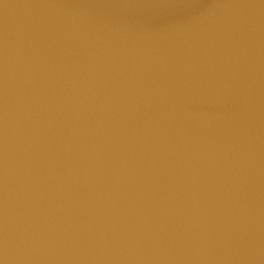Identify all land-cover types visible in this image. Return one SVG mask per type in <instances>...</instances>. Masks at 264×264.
<instances>
[{"label":"water","instance_id":"water-1","mask_svg":"<svg viewBox=\"0 0 264 264\" xmlns=\"http://www.w3.org/2000/svg\"><path fill=\"white\" fill-rule=\"evenodd\" d=\"M0 264H264V0H0Z\"/></svg>","mask_w":264,"mask_h":264}]
</instances>
